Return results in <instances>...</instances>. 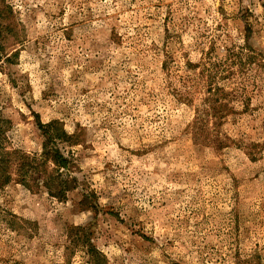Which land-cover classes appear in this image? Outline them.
<instances>
[{"label": "rangeland", "instance_id": "1", "mask_svg": "<svg viewBox=\"0 0 264 264\" xmlns=\"http://www.w3.org/2000/svg\"><path fill=\"white\" fill-rule=\"evenodd\" d=\"M0 31L8 146L59 120L78 178L0 186V264H264V0H0ZM227 56L218 148L192 124Z\"/></svg>", "mask_w": 264, "mask_h": 264}, {"label": "trees", "instance_id": "2", "mask_svg": "<svg viewBox=\"0 0 264 264\" xmlns=\"http://www.w3.org/2000/svg\"><path fill=\"white\" fill-rule=\"evenodd\" d=\"M245 44L251 51L247 55V61L252 63L256 57L249 38H246ZM234 59L227 56L223 60L216 61L211 68L207 67L211 83H208L207 94L203 98L202 105L197 108V117L192 124L196 137L218 148L220 141L216 137V129L222 124L221 120L224 117L235 112L226 99L231 96L229 91L226 92V85L220 84L223 73L228 74L229 77L235 76L230 69V62L233 63ZM238 61L242 59L239 58ZM257 64L264 67V59L259 60ZM11 122L9 117L0 113V186L15 180L29 189L45 188L51 196L64 199L68 191L77 187L78 178L73 175L72 158L62 151L60 145L76 144V135L67 133L59 120L48 123L39 121L38 125L44 136L43 150L40 154H31L8 146L5 129L7 123ZM85 198H89V194H86Z\"/></svg>", "mask_w": 264, "mask_h": 264}]
</instances>
